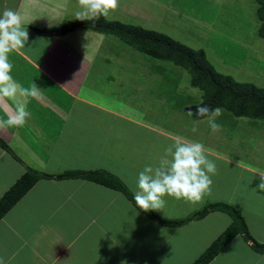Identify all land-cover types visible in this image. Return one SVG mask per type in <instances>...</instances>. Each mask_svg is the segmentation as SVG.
I'll return each instance as SVG.
<instances>
[{"label":"crops","instance_id":"0c3cea01","mask_svg":"<svg viewBox=\"0 0 264 264\" xmlns=\"http://www.w3.org/2000/svg\"><path fill=\"white\" fill-rule=\"evenodd\" d=\"M233 2L253 7L255 19L256 0ZM173 5L174 0H119V7L104 17L139 23L204 49L219 70L210 57L213 50L226 67L219 48L209 50L198 29L175 36L170 13L180 11ZM5 9L17 12L23 27L35 34L24 48L9 54L11 74L24 87L35 83L40 95L28 99L31 115L23 126H0L6 147L0 145V198L28 169L41 178L0 220L3 264L194 262L229 226L228 214L211 212L170 226L140 211L121 191L84 178L44 176L103 170L118 176L134 195L138 174L158 164L175 136L205 146L217 167L211 192L195 203L165 196L163 209L152 211L165 219H182L210 201L229 202L241 207L253 237L264 243V191L257 187L256 174L264 170V120L222 109L215 118L220 130L213 132L208 117L188 116L186 108L199 105L204 91L192 85L184 68L99 31L39 32L76 22L78 0H0V14ZM245 34L243 44L250 36ZM12 107V101L0 100V119ZM141 253L146 257H139ZM208 264H264V254L238 235Z\"/></svg>","mask_w":264,"mask_h":264},{"label":"trees","instance_id":"16d2710c","mask_svg":"<svg viewBox=\"0 0 264 264\" xmlns=\"http://www.w3.org/2000/svg\"><path fill=\"white\" fill-rule=\"evenodd\" d=\"M256 2L258 3L257 16L261 21L258 33L264 38V0H256ZM75 29L94 30L116 36L145 53L184 68L191 75L192 85L204 91L202 103L210 109L220 107L237 117L264 120V86H258L251 82H241L230 74L220 72L209 61L204 49L193 48L165 33L147 29L140 25L111 21L104 16L85 21L76 20V22H69L54 29H40L39 32L60 35ZM197 106L187 107L186 111H192L193 117L196 119L204 118L195 114ZM0 145L4 146L2 140H0ZM44 176L57 179L76 177L92 180L123 192L135 205L134 195L125 184L118 177L103 170L67 171L56 175L45 174ZM39 178L41 176L35 170L28 169L0 198V220ZM138 209L155 221L170 226H182L216 211L231 216L230 225L191 264H208L238 235L242 236L256 252L264 254V243L253 237L241 207L238 205L225 201H210L196 212L182 219H165L152 210L145 212L140 208Z\"/></svg>","mask_w":264,"mask_h":264},{"label":"clouds","instance_id":"9594fccd","mask_svg":"<svg viewBox=\"0 0 264 264\" xmlns=\"http://www.w3.org/2000/svg\"><path fill=\"white\" fill-rule=\"evenodd\" d=\"M80 10L75 13L78 20H90L99 16H108L119 7V0H78ZM29 33L23 27L21 16L5 9L0 14V100H10L14 107L6 113V119H0V126L21 127L30 117L27 110L29 98L40 95V87L32 83L24 87L12 76L13 65L9 54L19 51L28 42ZM222 109L198 105L196 115L208 117V125L213 132L220 130L216 117L222 115ZM193 112L189 111L188 116ZM193 132L196 128L193 127ZM217 172L214 161L206 155L205 146L200 142H188L182 136L173 137V142L165 149L155 166H145L138 174L137 191L134 194L135 205L141 210H161L165 206V196L188 202H199L211 192V177ZM258 189L264 191V170H257ZM3 264V261H0Z\"/></svg>","mask_w":264,"mask_h":264},{"label":"rangeland","instance_id":"374dc122","mask_svg":"<svg viewBox=\"0 0 264 264\" xmlns=\"http://www.w3.org/2000/svg\"><path fill=\"white\" fill-rule=\"evenodd\" d=\"M132 1L130 0V2ZM173 6L174 9L179 8L180 11V13L174 11L170 13L171 21L176 26L175 36H187L189 34H186L188 33L186 30L198 29L199 33L205 35L207 48L209 50L213 47L219 48L217 52L220 51L219 55L222 57L223 63L227 62V68L223 67L216 60L213 50L210 52V57L220 72L230 74L241 82L264 86V38L258 34L259 23L256 15L255 19L252 17L253 7L249 4H235L233 0H174ZM128 22L135 21L128 19ZM203 22L206 23V27L202 26ZM135 24L140 25L139 23ZM29 33L32 34L28 43L33 40L35 35L33 31ZM245 33H249L250 36L248 42L243 44L244 37L248 35ZM234 36L241 37V40ZM224 49L230 50L226 52ZM29 74L28 71L27 75L29 76ZM61 98L62 96L59 99ZM63 101H66L64 97ZM96 162L102 165L104 161ZM126 178H129L128 174H126ZM139 257H146V255L141 253Z\"/></svg>","mask_w":264,"mask_h":264}]
</instances>
